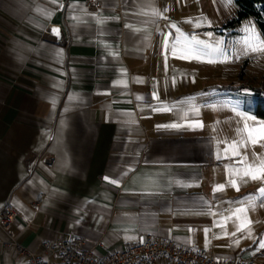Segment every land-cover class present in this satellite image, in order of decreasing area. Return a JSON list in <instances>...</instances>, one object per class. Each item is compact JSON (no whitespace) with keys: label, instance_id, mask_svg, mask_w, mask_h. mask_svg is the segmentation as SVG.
<instances>
[{"label":"crops","instance_id":"0c3cea01","mask_svg":"<svg viewBox=\"0 0 264 264\" xmlns=\"http://www.w3.org/2000/svg\"><path fill=\"white\" fill-rule=\"evenodd\" d=\"M211 9L208 0H0V210L17 211L20 247L58 263L49 249L58 239L81 237L102 257L161 238L264 260L253 243L264 239V206L235 213L264 187L242 178L247 162L264 160V140H247L238 162L233 141L247 137L222 122L227 69L218 67L228 59L212 48L227 32L209 24ZM193 36L212 47L189 53ZM0 239V264H29L1 228Z\"/></svg>","mask_w":264,"mask_h":264},{"label":"rangeland","instance_id":"374dc122","mask_svg":"<svg viewBox=\"0 0 264 264\" xmlns=\"http://www.w3.org/2000/svg\"><path fill=\"white\" fill-rule=\"evenodd\" d=\"M208 1L212 6L211 18L207 19L209 24L221 27L237 16L238 7L235 0H232L231 4L226 3V0ZM223 31L227 34L224 37L225 45L219 44V57L225 53L228 60L227 65H220L218 69L225 68L227 71L219 77L217 84L227 86L223 92H228V95L223 96L225 98H222V101L219 97L218 101V107L222 108L221 117L225 120L222 119V122L226 123L227 133L235 135V138L248 137L249 132L251 138L254 135L261 137L264 135V119L256 116V109L259 103L264 106V50H259L264 48L260 43L264 41V36L251 16L243 19L236 28ZM220 39L219 37L218 41ZM252 48L258 50L253 51ZM245 124L248 126L247 131H244ZM242 149L246 155L247 149ZM257 149L264 157V146ZM262 185L264 186V183Z\"/></svg>","mask_w":264,"mask_h":264},{"label":"built area","instance_id":"2783aa9c","mask_svg":"<svg viewBox=\"0 0 264 264\" xmlns=\"http://www.w3.org/2000/svg\"><path fill=\"white\" fill-rule=\"evenodd\" d=\"M16 216L17 211L12 205L4 206L0 210V228L7 235L6 245L16 246L22 253L29 256V264H158L159 262L175 264H264V260L217 258L198 248L181 246L173 240L161 238H150L142 243L129 244L125 248L97 257L91 249L85 246V241L81 237L73 240L58 239L50 245L49 249L51 251L57 250L60 257L58 263H50L20 247L17 238L11 231Z\"/></svg>","mask_w":264,"mask_h":264},{"label":"snow or ice","instance_id":"6c2138e0","mask_svg":"<svg viewBox=\"0 0 264 264\" xmlns=\"http://www.w3.org/2000/svg\"><path fill=\"white\" fill-rule=\"evenodd\" d=\"M232 0H226V3L231 4ZM153 14L154 15H159L162 16V13L156 12L155 10H153ZM54 32L58 31L56 29H53ZM179 31V30H177ZM245 31H248V29H245ZM221 42L217 41V46L212 48L213 52H218L220 51L219 49V44ZM262 45H264V41L260 42ZM201 45L203 44L205 48H210L212 47L211 45L205 44L203 41L198 40L195 36L191 37V39H187L185 38V45H186V49L187 51L190 53L192 51V45ZM253 51H256L258 49L256 48H252ZM259 50H264V48H261ZM199 58V57H197ZM212 62V61H209ZM172 127H176V125H172ZM248 130V126L247 124H245L244 126V131ZM240 131V130H238ZM251 139V133L249 132V136L245 139H242L241 141L237 142V141H233L232 147L234 149V155H241V153L237 150L240 147H247V140ZM261 140H264V135L261 136L260 138ZM251 143L253 145H255L256 143H258V141L251 139ZM258 160V158H257ZM257 160H253L252 162H247V156L245 155L243 157L242 160L238 161L239 163H246V167L243 171L242 174V178H246V179H251L252 181H256V180H261L264 181V160H259V162H257ZM106 180H108L107 177H105ZM111 183H116V181H110ZM232 186L239 191V186L236 184L235 180L232 181ZM223 185L217 186L216 188H214V192L215 191H219V190H223ZM248 200V205L246 207H240L238 209L235 210V213H246L248 211V208H255V201H259L261 206H264V187H261L259 189H257V193L256 194H250L249 197L247 198ZM240 203H244L243 201H241ZM252 223L251 220L248 221V224L250 225ZM245 228V225L241 224L236 228L237 232L243 231ZM207 229L205 230V232L207 233ZM232 235H235V232L232 233ZM248 235L249 237L251 236V230H248ZM129 239H131V237H128ZM143 242L142 238H141V243ZM237 244L239 243V241L236 242ZM253 243L257 244V248L256 251L259 252L260 250L264 249V239L259 240V242H257L256 240L253 241ZM255 254V253H254Z\"/></svg>","mask_w":264,"mask_h":264},{"label":"trees","instance_id":"16d2710c","mask_svg":"<svg viewBox=\"0 0 264 264\" xmlns=\"http://www.w3.org/2000/svg\"><path fill=\"white\" fill-rule=\"evenodd\" d=\"M238 12L237 16L228 20L223 29L236 28L246 17H253L257 23L258 28L264 36V0H235ZM235 32L232 33L234 35ZM242 70L241 76L243 77ZM256 116L264 119V106L259 103L256 109Z\"/></svg>","mask_w":264,"mask_h":264}]
</instances>
